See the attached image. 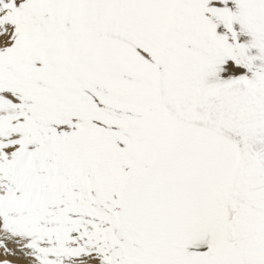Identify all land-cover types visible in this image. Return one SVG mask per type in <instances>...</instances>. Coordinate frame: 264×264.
<instances>
[{
	"label": "snow or ice",
	"instance_id": "1",
	"mask_svg": "<svg viewBox=\"0 0 264 264\" xmlns=\"http://www.w3.org/2000/svg\"><path fill=\"white\" fill-rule=\"evenodd\" d=\"M0 264H264V0H0Z\"/></svg>",
	"mask_w": 264,
	"mask_h": 264
}]
</instances>
